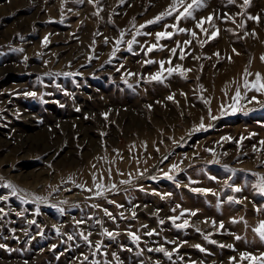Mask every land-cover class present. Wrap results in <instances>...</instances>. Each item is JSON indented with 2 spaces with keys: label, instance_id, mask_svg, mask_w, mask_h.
<instances>
[{
  "label": "rangeland",
  "instance_id": "1",
  "mask_svg": "<svg viewBox=\"0 0 264 264\" xmlns=\"http://www.w3.org/2000/svg\"><path fill=\"white\" fill-rule=\"evenodd\" d=\"M170 3L99 0L97 15V5L89 0H0V177L27 190L10 195L0 180V196H8L0 200V264H117V259L121 264H233L229 257L239 261L243 251L264 252V241L255 232L264 220V193L254 175L264 173V93L244 89L242 75L246 66L264 73V0H251L246 9L240 8L243 0H204L194 14L197 20L214 14L203 25L209 34L219 29L211 39L193 18L175 21L177 13L145 25L136 35L139 25ZM257 14L258 23L250 18ZM227 15L235 21L221 18ZM242 20L244 28L239 27ZM173 23L197 36L175 31ZM121 29L127 31L113 57ZM253 29L256 35H244ZM161 31L173 35L157 41L155 34ZM134 36L129 50L127 41ZM152 44L163 47L148 51ZM160 60L165 68L180 64L191 71L164 72L163 81L149 80L160 70ZM238 85L242 98L233 111ZM201 117L212 127L194 129ZM173 163L179 171L170 169ZM93 173L116 190L93 195ZM70 174L75 183L68 180ZM81 183L86 187H78ZM228 185H239L241 191ZM205 187L213 192L192 191ZM31 193L49 202H37ZM183 208L199 211L181 216ZM171 216L180 218L174 223ZM232 217H237L235 223ZM184 219L189 226L177 228ZM82 232L91 233L93 244ZM132 232L141 237L139 242ZM96 242L101 248L94 247ZM161 245L172 251L171 258L156 251Z\"/></svg>",
  "mask_w": 264,
  "mask_h": 264
},
{
  "label": "snow or ice",
  "instance_id": "2",
  "mask_svg": "<svg viewBox=\"0 0 264 264\" xmlns=\"http://www.w3.org/2000/svg\"><path fill=\"white\" fill-rule=\"evenodd\" d=\"M80 2L82 3L83 0H80ZM125 2V0H119V3L123 4ZM229 3H236V0H228ZM89 3H92V4H95L97 5V8H96V14L98 15L100 10H101V7L99 5V0H89ZM251 3V0H243V3L240 4V8L241 9H246ZM205 6V3H204V0H172V3H170L163 11H160L156 16H154L152 19L150 20H146L144 22V24H141L139 25V28L136 29V35H139L140 34V29L144 28L145 25L147 24H152L156 21H160L162 18L164 17H168V16H172L173 13H177V15L175 16V21L179 22L180 19L183 17V18H193L194 20H196V25L197 27L200 28V30L202 32H204L205 34L208 35V39H211L213 37H216L219 33V29L218 28H215L214 27V30L209 34L208 33V29L203 27V25L205 24V22H211L214 18V14L213 13H210L209 15L207 16H204V17H200L198 20L196 19L195 17V14H194V9H198V8H201V7H204ZM236 15H239V16H243L244 13H240L238 12ZM222 19H225V20H228V19H231L233 21H235V16H232V15H227V16H223L221 17ZM250 18L254 21H257V23L259 22L260 20V16L259 14L257 15H252L250 16ZM245 23L246 21H241L240 24H239V27L240 28H244L245 27ZM133 26H135V22L133 20ZM165 27L167 28L168 25H165ZM172 29H174L175 31H178V32H190L191 35L193 37H196L197 36V32L192 30V29H189V28H185V27H178L177 23H173L171 24L170 26ZM231 31H235V29H230ZM126 29H121L120 30V33H119V37L115 39V44L113 45V50H112V53L111 55L114 57L116 55V52L119 48V46L121 45V43L124 41V37H125V33H126ZM150 35V33H148ZM249 34H252V35H256V32H255V29L252 30L251 33L245 31L244 35L247 36ZM173 35V32L171 31H161V32H157L155 34L156 36V40L159 41L162 37H171ZM21 39H23V37H21ZM107 37L105 38V42L107 43ZM44 42L45 43H48V37L45 36L44 37ZM136 40H135V36L133 37V39H130L127 41V46H128V49L131 50L132 49V45L133 43H135ZM201 45H203L204 43H206L207 41L206 40H199L198 41ZM179 41H177V45H179ZM185 44H189L191 43L190 40L188 41H185L184 42ZM158 47H163V45H160V44H152L148 47V51H151L152 49L154 48H158ZM17 51H23V49H16ZM177 51L176 48H172L171 49V52L173 54H175ZM233 52H237L238 54V50L233 48ZM185 53L183 52V50H181L180 52V58L183 59ZM216 55L219 57L220 56V52L217 51L216 52ZM261 60H264V54L261 55ZM28 57L27 56H24V60L27 61ZM198 59V57H197ZM228 59H231V56L228 57ZM169 64H171V59L169 58ZM144 63L148 64V63H153L152 60H145ZM251 63V61H249V64ZM159 64H160V70L157 71L156 73L154 74H149L148 76V79L149 80H154V81H163L165 79L164 75H162V73L164 72H167L168 75H171L172 73L174 72H179L181 75H184L185 73L191 71V69H188V68H185L183 67L182 65L180 64H176L174 67H168V68H165L164 67V64H165V61L164 60H160L159 61ZM64 75H71V73H63ZM45 75H49V73H45ZM128 75H133V73L129 72ZM243 88L246 89V90H252L254 89L256 92H259V93H264V73L260 72V71H256L255 73H253L252 71H250L249 67H245L244 68V71H243ZM250 77H254L252 79H250ZM233 83H235V81H233ZM201 89H203V85L200 86ZM25 95H28V96H34L36 95V93L34 92H26L24 93ZM184 95H186V93H182ZM174 98V94H170L167 99L169 100H172ZM242 98V93L240 91V86L238 85L237 88H236V92H235V96L233 97V104L230 105V107L232 108L233 111H236L237 110V103L238 101ZM200 99L204 100L205 104H210V98L206 99L203 95L200 96ZM252 99H256L255 96L252 97ZM178 103V101H177ZM149 108L152 107V105H148ZM220 114L223 115L224 114V105L222 104L221 105V110H220ZM103 115L107 118L108 116V113L105 112L103 113ZM208 115L211 117V119L215 120L216 119V116H213L212 115V111H211V108L209 107V110H208ZM207 127H212L211 124H205L204 123V118L201 117L200 119V122L199 124H195L194 125V129L196 130H199V129H204V128H207ZM223 139V138H222ZM227 139H232V137H227ZM146 143V142H145ZM260 145L262 148H264V140H261L260 141ZM253 150L255 151L256 148L255 146H253ZM119 151V150H117ZM209 152H213L214 150L213 149H208ZM101 159H105V157H101ZM262 163H264V161H262ZM93 167H95V165H93ZM225 167L227 168L228 166L225 165ZM170 169H174V170H177L179 171V168H178V165L173 163L170 165ZM231 171L233 173H235V169H231ZM111 172V169L109 168V173ZM165 176H168L169 179H172V176L170 175V172H164L163 173ZM131 174L129 173V176ZM254 175L258 176L259 179L257 180L256 184H257V187H258V191L260 193H264V173H254ZM157 177L156 176H153L152 179H156ZM213 179H215V177H212ZM0 180H3L4 181V186H6L8 189L11 190L10 192V195H16L17 192H26L27 190L26 189H20L18 185L14 184L11 180H5L3 177H0ZM68 180L72 181V183H75V180L73 179V176L70 174L68 176ZM93 180H94V183H95V189L96 191L93 192V195L95 196H100L104 193H106L109 189V187L113 190H116V185L114 183L110 184V185H105L101 182H98L96 180V175L95 173H93ZM63 182V180H62ZM131 181L130 180H123L122 183H130ZM229 187H232L236 192H239L241 191V188L239 185H228ZM78 187L80 188H85L86 187V184L84 183H81L78 185ZM54 190H58L57 189H54ZM88 191L92 192L93 190L91 188L88 189ZM155 191V190H153ZM192 191H195V192H203V193H210V192H213V189L211 188H193ZM30 195L34 196L35 197V200L37 202H49L48 201V198L47 197H44V196H40V195H37L35 193H31ZM161 195L163 197H167V196H170L171 193H161ZM25 199H27V196L24 197ZM8 199V196H0V200H7ZM228 199L231 201L233 199H235L233 196H229ZM112 203H115V201H111ZM96 207H99V205H96ZM122 207V205H121ZM179 207V205L177 206ZM257 211H260V208L258 207L256 209ZM0 211H3V209H0ZM37 211H39V208H37ZM105 213H107L109 216H112V214L108 211V209H104ZM173 211H175V209H173ZM199 209H189V208H183L182 209V212H181V216L183 215V213H190L191 215H195L196 212H198ZM122 215V214H121ZM133 216L136 215L135 211H133L132 213ZM113 219H115V217H112ZM180 217H177V216H171L169 217L170 220H172L174 223L177 219H179ZM232 220L233 222L235 223L237 221V217H232ZM239 220H244V217H239ZM76 223H83V221H76ZM161 224L164 223L163 220L160 221ZM217 223V221L215 220H212V224L215 225ZM246 223V221H245ZM220 224V227L223 228V221H220L219 222ZM177 228H187L189 226V219H184L182 223H179V224H176L175 225ZM57 231H59V229H57ZM197 231H199V229H197ZM155 232V229H152L148 235H152L153 233ZM255 232L258 233L259 235V238L261 241H264V220H261L259 222V226L255 228ZM104 233H106L109 237L113 236V232L109 231L108 229H104ZM81 235L83 236V239L85 241H87L89 244H93V242L89 239V237L91 236V233L89 232L87 235H85L83 232L81 233ZM131 237L133 240L139 242V240L141 239V237L139 235H137L135 232H132L130 233ZM235 235V239L236 240H241L242 237L238 234H234ZM207 238V237H206ZM213 243H215V241H212ZM227 247L229 248H234L235 245L233 244H229V245H226ZM52 247H55V245H53ZM94 247H96L97 249L101 248V243L100 242H96ZM177 247H179V245H177ZM195 247L197 248H201L203 251H207V249H203L201 245L197 244L195 245ZM156 251H161L164 253V255L168 256L169 258H171L172 256V251H169L167 248H165L163 245H161L159 248L156 249ZM175 251V249L173 250ZM83 255V254H81ZM107 255V253L105 252V256ZM113 255H116L115 253H113ZM84 259L87 260L88 257L87 256H84ZM180 259H183V257H180ZM229 259L231 261H233V264H242V262L247 259L249 264H264V252H260L258 255H255L253 254L252 252L250 251H243L240 253V260L237 261L236 260V257H229ZM93 264H99V261H93ZM117 264H121V262L117 259ZM156 264H160V261H156ZM190 264H196L195 261H191Z\"/></svg>",
  "mask_w": 264,
  "mask_h": 264
},
{
  "label": "bare ground",
  "instance_id": "3",
  "mask_svg": "<svg viewBox=\"0 0 264 264\" xmlns=\"http://www.w3.org/2000/svg\"><path fill=\"white\" fill-rule=\"evenodd\" d=\"M137 23V22H136ZM46 145V144H45Z\"/></svg>",
  "mask_w": 264,
  "mask_h": 264
}]
</instances>
